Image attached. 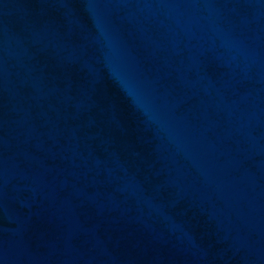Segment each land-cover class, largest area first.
<instances>
[{"label": "water", "instance_id": "1", "mask_svg": "<svg viewBox=\"0 0 264 264\" xmlns=\"http://www.w3.org/2000/svg\"><path fill=\"white\" fill-rule=\"evenodd\" d=\"M264 121V0H0V161Z\"/></svg>", "mask_w": 264, "mask_h": 264}]
</instances>
